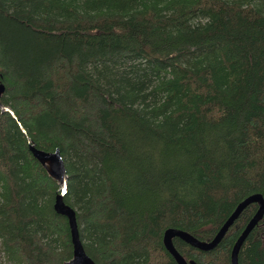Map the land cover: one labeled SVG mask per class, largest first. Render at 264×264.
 I'll list each match as a JSON object with an SVG mask.
<instances>
[{
  "label": "trees",
  "instance_id": "1",
  "mask_svg": "<svg viewBox=\"0 0 264 264\" xmlns=\"http://www.w3.org/2000/svg\"><path fill=\"white\" fill-rule=\"evenodd\" d=\"M0 253L65 264L61 183L37 148H59L64 199L97 264H178L168 227L210 240L248 195L264 196V0H0ZM30 140V141H29ZM258 208L210 250L231 264ZM264 264V216L239 251Z\"/></svg>",
  "mask_w": 264,
  "mask_h": 264
},
{
  "label": "water",
  "instance_id": "2",
  "mask_svg": "<svg viewBox=\"0 0 264 264\" xmlns=\"http://www.w3.org/2000/svg\"><path fill=\"white\" fill-rule=\"evenodd\" d=\"M5 84L0 81V98L2 93L5 91ZM0 111H9L12 115L14 111L11 107L5 105L0 99ZM30 141V140H29ZM30 150L34 157L38 158L45 164H49L51 168V174L53 177L58 179L61 183L62 191L56 194L53 207L55 211L68 219V225L70 229L71 242L73 245V255L65 262V264H97L86 252L82 239L80 237L79 226L77 222V215L75 208L67 203L64 199V192L67 185V173L64 165V160L62 158L59 148L54 151H47L37 148L30 141ZM49 160V161H48ZM257 203L258 208L249 219L240 235L237 237L231 249V264H239V251L241 245L249 235V233L254 229V227L259 223V221L264 216V196L260 192H255L244 199H242L234 208L232 213L227 217L224 223L221 225L217 233L210 240H203L190 232L177 228L168 227L165 229L163 234V243L166 249L175 258L178 264H198L196 260L189 259L186 260L181 252L175 247L173 238L180 237L184 241L188 242L190 245L197 247L202 250H210L216 247L222 240L228 229L233 225L236 219L241 214L242 210L250 203Z\"/></svg>",
  "mask_w": 264,
  "mask_h": 264
},
{
  "label": "rangeland",
  "instance_id": "3",
  "mask_svg": "<svg viewBox=\"0 0 264 264\" xmlns=\"http://www.w3.org/2000/svg\"><path fill=\"white\" fill-rule=\"evenodd\" d=\"M0 264H12V263H8L5 258L3 257V255L0 253Z\"/></svg>",
  "mask_w": 264,
  "mask_h": 264
},
{
  "label": "bare ground",
  "instance_id": "4",
  "mask_svg": "<svg viewBox=\"0 0 264 264\" xmlns=\"http://www.w3.org/2000/svg\"><path fill=\"white\" fill-rule=\"evenodd\" d=\"M49 161V160H48Z\"/></svg>",
  "mask_w": 264,
  "mask_h": 264
}]
</instances>
